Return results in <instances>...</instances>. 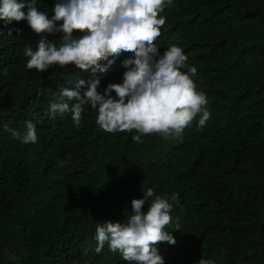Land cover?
Wrapping results in <instances>:
<instances>
[{"label": "trees", "instance_id": "trees-1", "mask_svg": "<svg viewBox=\"0 0 264 264\" xmlns=\"http://www.w3.org/2000/svg\"><path fill=\"white\" fill-rule=\"evenodd\" d=\"M55 3L37 7L51 19ZM160 15L157 46L183 49L211 116L200 129L197 116L181 137L142 143L135 130L102 131L91 105L79 127L70 112H51L60 90L90 79L91 69L29 70L25 48L36 50L41 35L59 45L63 34L0 21V264H130L107 244L96 254V227L125 222L148 188L173 206L166 230L176 243L158 244L165 264H264V0H165ZM131 55L97 74L98 91L122 82ZM26 121L36 125L35 143L4 130L23 131Z\"/></svg>", "mask_w": 264, "mask_h": 264}, {"label": "clouds", "instance_id": "clouds-1", "mask_svg": "<svg viewBox=\"0 0 264 264\" xmlns=\"http://www.w3.org/2000/svg\"><path fill=\"white\" fill-rule=\"evenodd\" d=\"M171 3L172 0H167L168 5ZM164 7L165 0H56L50 19L38 9L37 0H0V21L4 26L27 21L37 34H63L59 45L55 39L41 35L36 50L25 48L29 70L43 73L53 66L65 68L70 64L82 70L91 69L90 79H81L74 88L60 90L61 102L52 103L51 112H70L79 127L85 106L91 105L98 110L96 123L102 131L135 130L137 134L132 139L142 143L144 135L181 137L197 116L198 129L205 127L211 116L207 96L194 80L198 70L189 66L183 49L172 44L161 53L156 44L166 22L160 15ZM74 31L83 35L76 37ZM7 33L12 35V29ZM123 53L132 55L122 62L126 69L122 82L108 84L101 93L97 74H106ZM3 127L22 144L37 142V128L32 121H26L23 131ZM177 198L176 194L171 197ZM131 205L125 222L109 220L97 225L96 254L107 244L111 253H119L130 264H165L158 244L176 243L166 230L172 223V204L166 196L148 188L144 197L134 198ZM179 229L177 225L173 231ZM196 264H216V261L201 257Z\"/></svg>", "mask_w": 264, "mask_h": 264}]
</instances>
